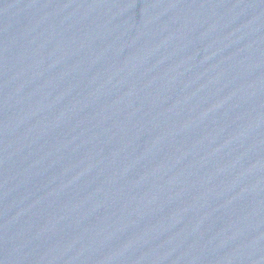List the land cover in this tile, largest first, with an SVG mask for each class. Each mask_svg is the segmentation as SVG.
Segmentation results:
<instances>
[{
    "label": "water",
    "instance_id": "water-1",
    "mask_svg": "<svg viewBox=\"0 0 264 264\" xmlns=\"http://www.w3.org/2000/svg\"><path fill=\"white\" fill-rule=\"evenodd\" d=\"M0 264H264V188L133 0H0Z\"/></svg>",
    "mask_w": 264,
    "mask_h": 264
}]
</instances>
